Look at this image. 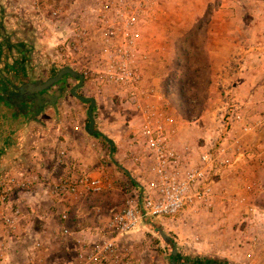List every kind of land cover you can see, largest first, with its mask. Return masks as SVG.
<instances>
[{
    "label": "rangeland",
    "instance_id": "374dc122",
    "mask_svg": "<svg viewBox=\"0 0 264 264\" xmlns=\"http://www.w3.org/2000/svg\"><path fill=\"white\" fill-rule=\"evenodd\" d=\"M22 1L24 8H30V0ZM218 1L214 0V9L218 7ZM259 1L264 8V0ZM50 2L63 12L58 20L51 19L47 11L40 15L31 10V21L38 26L35 38L41 41L38 44L39 49L36 47L35 55L38 58L36 68L42 74V81L53 77L62 65H71L76 71H82L84 58L94 49L92 43L87 45L86 49L89 50L79 52L80 61L76 63L72 58H65L68 53L62 49V45L72 48L70 43L73 24H79L78 26L92 34L94 10L98 9L97 0ZM241 2L245 9L242 15L228 14L230 19L227 21L234 27L236 17L239 23L246 26L251 24L248 0ZM151 3L140 41L141 51L147 55V60L139 63L144 87L154 91L155 96H151L150 102L162 105V109L174 118L178 128L175 146H191L200 143L204 133L214 126L213 122L225 104L240 103L232 90L234 82L223 78L225 64L221 58L227 51L230 53L229 48L216 43L222 34L220 30H209V24L214 18L211 12L214 9L208 7L203 10L205 0H152ZM217 16L221 18L222 15ZM260 18L264 19V15ZM206 26H209L208 29ZM230 33L228 31V38L231 37ZM245 34L246 31H243L242 43H251L252 39ZM248 43L245 49L249 48ZM232 47L234 50V46ZM239 52V49L233 51L235 55L232 57L235 58L226 64L229 71V74L226 72L227 77L235 72V64L238 62L236 54L240 56ZM76 57L78 55H74L73 59ZM87 87L86 90H79L77 95L94 100L97 98L98 114L102 120L96 130L105 132L104 137L110 141L111 138L116 141L122 135L130 134L124 122L135 117V112L124 100L122 93L117 94V90L109 88L104 92L106 95L99 96L92 92L90 84ZM81 110V125L86 130V108L82 107ZM249 111L245 110L247 113ZM122 118L124 119L121 120ZM117 122L121 124L116 125ZM250 137L252 140H248ZM242 142L247 146L246 151L234 161L233 166L225 168L220 177L215 176L219 186L211 210L187 211L170 220H145L129 235L127 246L135 264H169L172 248L161 240L158 229L174 243L177 263L264 264V222L250 223L253 211L264 208V174L263 177L259 174L261 168L264 170V160L258 157L264 155V129L254 135L244 136ZM95 143L99 162L84 168V172L93 177L101 176L107 189L97 195L74 198L67 202V226L75 233L72 238L76 236L81 241H94L98 230L107 224L113 213L122 209L126 197L135 187L130 183L134 176L119 169L110 153L111 149L112 153H117L120 149L110 146L102 139ZM256 155L257 157H253ZM97 165L100 166L97 168ZM221 189L224 190L220 192ZM50 224L45 228L48 233L57 228L54 226L55 222ZM251 237L256 238L253 246L249 241ZM72 238L59 241L51 236L45 240L43 254H37L41 264H68L77 248ZM12 242L7 249V255L12 262L25 264L22 252H25L26 244L22 245L18 238ZM45 250L48 251L45 253ZM246 253L251 254L249 260L246 259Z\"/></svg>",
    "mask_w": 264,
    "mask_h": 264
},
{
    "label": "built area",
    "instance_id": "2783aa9c",
    "mask_svg": "<svg viewBox=\"0 0 264 264\" xmlns=\"http://www.w3.org/2000/svg\"><path fill=\"white\" fill-rule=\"evenodd\" d=\"M97 2L92 34L79 24H73L72 48L62 45V49L68 53L66 59L72 58L77 63L79 52L89 50L87 45L92 43L94 49L84 58L82 71H76L71 65L70 68L83 76V84H90L96 95L102 96L107 89H115L134 110L133 124L128 127L134 126L131 128L136 130L131 129L128 136L125 156L135 165L134 180L131 179L135 187L122 209L113 213L107 224L98 230L94 241L72 238L75 233L67 226V202L104 192L107 185L101 176H89L71 166L67 174L48 186L43 194L54 202L55 215L50 223L55 222L57 228L52 237L59 241L72 238L77 246L68 264H135L127 246L128 237L145 220H170L187 211L212 209L219 186L215 176L220 177L221 172L233 166L246 151L247 146L242 142L244 136L264 129V105L259 112L250 110L247 113L244 104H225L200 143L175 146V120L162 105L149 102L154 91L144 87L139 67L147 58L140 49V41L152 0ZM30 8L40 15L47 11L53 20L63 16L50 0H30ZM74 55L78 57L73 59ZM59 155L65 156V152ZM37 182L28 174L6 176L0 182V264H19L12 262L6 252L12 239L21 236L24 214L32 213V209L25 213L20 205L12 204V195L35 189ZM253 213L251 224L264 222V208ZM42 234L27 232L19 240L26 248L29 245L23 253L25 264H41L37 254L44 249ZM249 241L253 246L256 238L251 237ZM250 257L251 254L246 253V259Z\"/></svg>",
    "mask_w": 264,
    "mask_h": 264
},
{
    "label": "crops",
    "instance_id": "0c3cea01",
    "mask_svg": "<svg viewBox=\"0 0 264 264\" xmlns=\"http://www.w3.org/2000/svg\"><path fill=\"white\" fill-rule=\"evenodd\" d=\"M205 1L203 10L214 7V0ZM218 2V7L213 8L214 10L211 12L214 16L213 22H210V27L206 26V29L209 27V30H220L222 33L216 43L220 46L226 45L230 52L227 51V54L221 58L222 63L225 64L224 67L235 58V56L232 57L235 55L233 51L238 49L240 51V56L236 54L238 62L235 64L234 74L227 77L228 68L226 67L225 70L223 67V71H225L223 78H228V81L234 82L232 90H234V94L240 103L244 104L246 110L256 109L259 112L264 105V19L261 20L260 18L261 15H264V8L259 0H248L247 5L250 6L252 16L251 24L246 26L239 23L236 17L234 27L230 21H227L230 19L228 14L242 15L243 10H245L242 6L243 3L241 0H219ZM31 13L30 8L23 7L22 0H0V182L6 176H19L20 174H28L38 180L35 189L14 193L11 198V203L20 205L25 213L32 209L31 214H24L19 240L27 232L32 231L36 234L41 232L42 234L43 231L45 232L44 229L51 225L50 222L55 215L53 211L54 202L45 197L44 190L64 177L71 166L84 171V168L87 169L89 165L98 164L99 157L96 155L98 148L95 142L103 140L102 137L89 135L87 125L86 130L81 125L80 111L82 112V107L86 108L88 121L87 110L89 105L79 102L71 95L70 91L76 84L74 79L64 77L62 83L46 91L47 96L54 97V100L43 99L41 111L38 110L35 100L34 104H23L28 97H31L30 94H26L27 92H24L25 94L21 98L16 95V89L21 86L43 82L41 80L42 74L36 68L38 58L35 54L36 47L39 49L40 40H36L35 31L38 26L31 21V17L33 18ZM217 15L226 17L221 16L220 18ZM228 31L231 32L230 38H228ZM243 31H246L247 38L252 39L251 43H242ZM211 39L210 37L209 40L211 41ZM246 43H248L249 48L245 49ZM252 44L253 46H251ZM232 46H234V50H232ZM63 67L64 65L61 66V68ZM82 88L88 89L87 84H83ZM59 90L61 93L55 97V94L60 92ZM95 102L97 106L93 109L94 130L97 129L102 120L98 114L97 98ZM150 103L157 105L152 101ZM132 118L134 117L124 122L127 124V128H130V134L133 130L131 127L134 126L128 127V124H133ZM115 124L120 125L121 123ZM135 130L136 128L133 132ZM96 131L104 137L105 132ZM177 135L178 133L173 138L174 143ZM128 136L129 134L127 136L122 135L121 139L117 138L116 141L111 138V145L120 150L117 153H112L113 149H111L110 153L113 154V159L116 160L115 163H118L119 169L125 173L128 171L132 176H135V165L125 156ZM252 137L256 138L255 136ZM117 142L119 143L117 144ZM61 151L65 152V156L60 157L59 152ZM253 157H257V155ZM258 157L264 160L263 154L258 155ZM98 166L100 165H97V168ZM259 174L263 177L264 170L262 168ZM54 235L55 232L48 233L47 231L42 234L43 244L45 240ZM15 239L17 238L12 240ZM45 246L44 244V249ZM27 247L29 248V245ZM43 250L38 255L43 254ZM47 251L45 250V253Z\"/></svg>",
    "mask_w": 264,
    "mask_h": 264
},
{
    "label": "water",
    "instance_id": "95a60500",
    "mask_svg": "<svg viewBox=\"0 0 264 264\" xmlns=\"http://www.w3.org/2000/svg\"><path fill=\"white\" fill-rule=\"evenodd\" d=\"M64 77H70L78 81V84L71 89L70 93L79 102L86 103L89 105L88 110H87V117H88V124H87L88 131L87 132L88 134L92 136H96V137H102L106 143L111 145L112 142L108 138L103 137L98 131L94 130L93 109L95 108L96 102L93 98H85V97H81L76 94V91L82 88L83 86V76L79 74L78 72L74 71L72 68L67 67V66L63 67L55 74V76L47 79L46 81H43L41 83H35V85L26 84L25 86H21L16 89V95H19L18 97L21 98V96L27 92L26 94H30L31 97H28L23 102V104H26V105L34 104L35 103L34 100L37 99L36 105H37L38 110L40 109L41 111L43 103H44L43 99H48L50 101L54 100V97H48L45 92L51 89L53 86L57 85ZM59 94L60 92H57L55 94V97L56 96L58 97ZM157 232L161 240L165 244L171 245L172 250H171V254L169 258V264H193V263H188V262H183V263L175 262L177 251H176L174 243L171 242V240L164 234V232L161 229H158Z\"/></svg>",
    "mask_w": 264,
    "mask_h": 264
},
{
    "label": "flooded vegetation",
    "instance_id": "af4514ba",
    "mask_svg": "<svg viewBox=\"0 0 264 264\" xmlns=\"http://www.w3.org/2000/svg\"><path fill=\"white\" fill-rule=\"evenodd\" d=\"M63 79L64 78H62V80L58 83V84H60V83H62L63 82ZM76 81V84H75V86L78 84V81L77 80H75ZM63 87V86H62ZM64 89V88H63ZM81 89V88H80ZM80 89H78L77 91H76V94H77V92L80 90ZM60 91V93H61V90H59ZM35 101H37V99L35 100Z\"/></svg>",
    "mask_w": 264,
    "mask_h": 264
},
{
    "label": "trees",
    "instance_id": "16d2710c",
    "mask_svg": "<svg viewBox=\"0 0 264 264\" xmlns=\"http://www.w3.org/2000/svg\"><path fill=\"white\" fill-rule=\"evenodd\" d=\"M130 183H131V185H134V182L132 180L130 181Z\"/></svg>",
    "mask_w": 264,
    "mask_h": 264
}]
</instances>
